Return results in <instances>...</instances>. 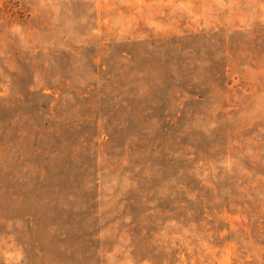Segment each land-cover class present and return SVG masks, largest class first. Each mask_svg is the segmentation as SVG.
Returning a JSON list of instances; mask_svg holds the SVG:
<instances>
[{"label":"rangeland","instance_id":"374dc122","mask_svg":"<svg viewBox=\"0 0 264 264\" xmlns=\"http://www.w3.org/2000/svg\"><path fill=\"white\" fill-rule=\"evenodd\" d=\"M0 264H264V0H0Z\"/></svg>","mask_w":264,"mask_h":264}]
</instances>
